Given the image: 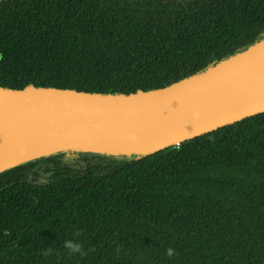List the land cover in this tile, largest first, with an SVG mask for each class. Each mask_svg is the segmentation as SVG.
Wrapping results in <instances>:
<instances>
[{
	"label": "trees",
	"instance_id": "1",
	"mask_svg": "<svg viewBox=\"0 0 264 264\" xmlns=\"http://www.w3.org/2000/svg\"><path fill=\"white\" fill-rule=\"evenodd\" d=\"M262 37L264 0H2L0 85L158 89ZM88 155L46 157L40 183L0 173V264H264V113L137 161Z\"/></svg>",
	"mask_w": 264,
	"mask_h": 264
},
{
	"label": "water",
	"instance_id": "2",
	"mask_svg": "<svg viewBox=\"0 0 264 264\" xmlns=\"http://www.w3.org/2000/svg\"><path fill=\"white\" fill-rule=\"evenodd\" d=\"M261 113L264 37L158 89L127 94L0 85V173L65 153L137 161Z\"/></svg>",
	"mask_w": 264,
	"mask_h": 264
},
{
	"label": "flooded vegetation",
	"instance_id": "3",
	"mask_svg": "<svg viewBox=\"0 0 264 264\" xmlns=\"http://www.w3.org/2000/svg\"><path fill=\"white\" fill-rule=\"evenodd\" d=\"M76 153H65L57 155L59 160L66 161V159H72V163H76L75 156ZM81 160V159H80ZM80 162V161H78ZM28 168L25 171V175L33 183H40L46 181L51 177L52 171L55 168L54 164L45 160V158H39L37 160L31 161L28 163Z\"/></svg>",
	"mask_w": 264,
	"mask_h": 264
},
{
	"label": "clouds",
	"instance_id": "4",
	"mask_svg": "<svg viewBox=\"0 0 264 264\" xmlns=\"http://www.w3.org/2000/svg\"><path fill=\"white\" fill-rule=\"evenodd\" d=\"M64 246L69 249L71 252L75 253V252H79L81 250V245L73 240H66L64 242ZM50 251V250H49ZM166 254L168 256H173L174 255V250L169 247L166 250Z\"/></svg>",
	"mask_w": 264,
	"mask_h": 264
},
{
	"label": "rangeland",
	"instance_id": "5",
	"mask_svg": "<svg viewBox=\"0 0 264 264\" xmlns=\"http://www.w3.org/2000/svg\"><path fill=\"white\" fill-rule=\"evenodd\" d=\"M85 156H89L88 153L85 152H78L76 153L75 156H73L74 158H76V161H79L81 158L85 157Z\"/></svg>",
	"mask_w": 264,
	"mask_h": 264
}]
</instances>
